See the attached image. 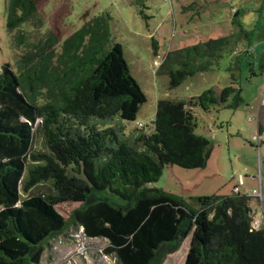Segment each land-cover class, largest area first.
Masks as SVG:
<instances>
[{"label": "trees", "instance_id": "trees-1", "mask_svg": "<svg viewBox=\"0 0 264 264\" xmlns=\"http://www.w3.org/2000/svg\"><path fill=\"white\" fill-rule=\"evenodd\" d=\"M7 12L8 29L43 25L34 0H7ZM239 15L237 9L233 23ZM26 38L21 32L15 38L25 45L17 70L0 67V264H40L47 240L70 229L104 240L112 264H160L161 248L172 254L185 240L184 264H264V231L251 230L248 196L199 197L192 206L149 187L167 166L206 167L210 143L194 133L193 110H235L243 104L241 88L232 83L187 103L160 101L153 131L136 128L122 139L97 123L134 122L146 97L112 41L109 17L83 24L58 53L49 34L35 43ZM229 44L230 37L200 41L168 54L159 69L176 88L214 68ZM153 48L156 53L154 40ZM259 64L264 71V58ZM35 133L44 151L33 154ZM42 182L53 195L21 199V191ZM67 202L79 207L64 219L55 206Z\"/></svg>", "mask_w": 264, "mask_h": 264}, {"label": "rangeland", "instance_id": "rangeland-1", "mask_svg": "<svg viewBox=\"0 0 264 264\" xmlns=\"http://www.w3.org/2000/svg\"><path fill=\"white\" fill-rule=\"evenodd\" d=\"M34 1L43 25L37 29L28 23L8 29L7 0H0V67L9 64L17 70L18 59L25 49V45L15 42L19 32L26 34L25 41L30 43L51 35L52 52L58 53L62 42L83 24L107 15L112 41L122 47L130 74L146 102L134 122L115 118L98 122V129L113 127L122 139L131 138V131L136 128L149 134L153 131L158 102L187 103L207 90L218 94L232 83L241 88L243 104L235 110L212 108L207 113L199 108L193 110L197 123L194 133L210 143L206 167L186 170L167 166L149 187L180 197L192 206L199 197L231 196L237 187L240 195L250 198L254 219L260 225L259 230L264 231V71L259 66L264 58V0ZM237 9L238 23H233ZM241 31L250 36L249 41ZM215 37H230L218 64L170 88L168 77L159 69L163 59L186 46ZM247 42L251 44L249 55L244 54ZM43 151V139L35 133L30 153ZM32 165L28 159L26 167ZM253 190L259 194L261 190V196L248 194ZM53 194L51 185L42 182L26 193L21 191V199ZM78 207V203L67 202L55 209L67 219ZM105 246L104 240L89 239L81 229L66 230L47 240L40 264H112L103 255ZM187 247L185 240L172 254H165V248H161L160 264H184Z\"/></svg>", "mask_w": 264, "mask_h": 264}, {"label": "built area", "instance_id": "built-area-1", "mask_svg": "<svg viewBox=\"0 0 264 264\" xmlns=\"http://www.w3.org/2000/svg\"><path fill=\"white\" fill-rule=\"evenodd\" d=\"M234 194H239V188H235L234 189ZM248 194H250V195H252V196H254V197H256V198H259L260 197V194L259 193H257L255 190H253L251 193L249 192ZM259 228H260V225H259V223H257V221H254L253 223H252V232L253 231H257V230H259Z\"/></svg>", "mask_w": 264, "mask_h": 264}, {"label": "crops", "instance_id": "crops-1", "mask_svg": "<svg viewBox=\"0 0 264 264\" xmlns=\"http://www.w3.org/2000/svg\"><path fill=\"white\" fill-rule=\"evenodd\" d=\"M245 48H246L245 51H247V50H248V46H247V44L245 45ZM249 52H250V49H249ZM263 101H264V100H263ZM259 187H260L261 190H263V183L260 182V183H259ZM261 190H260V196H261V192H262Z\"/></svg>", "mask_w": 264, "mask_h": 264}]
</instances>
